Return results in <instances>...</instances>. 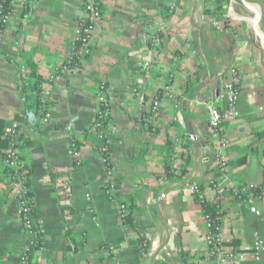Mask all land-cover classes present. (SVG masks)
Returning <instances> with one entry per match:
<instances>
[{
	"label": "crops",
	"instance_id": "obj_1",
	"mask_svg": "<svg viewBox=\"0 0 264 264\" xmlns=\"http://www.w3.org/2000/svg\"><path fill=\"white\" fill-rule=\"evenodd\" d=\"M30 1L27 17L23 9L14 12L0 46V264H18L31 240L3 168L1 133L25 108L23 88L34 78L49 117L44 124L19 122L17 149L41 232L35 264H212L191 188L220 186L223 176L222 194L212 187L207 194L220 207L223 242L244 254L236 264H253L258 239L264 264V204L240 203L228 190L264 183V0H102L91 57L77 71L60 73L83 0ZM218 13L229 22L224 33L212 26ZM232 66L240 79L239 116L223 125L229 145L222 175L203 104ZM100 81L111 105L109 180L131 214L125 229L102 190L108 179L98 153L102 140L86 133ZM168 83L173 100L163 91ZM154 94L162 107L149 132L141 119Z\"/></svg>",
	"mask_w": 264,
	"mask_h": 264
},
{
	"label": "built area",
	"instance_id": "obj_2",
	"mask_svg": "<svg viewBox=\"0 0 264 264\" xmlns=\"http://www.w3.org/2000/svg\"><path fill=\"white\" fill-rule=\"evenodd\" d=\"M26 0H1L0 1V46L3 39L4 31L10 22L14 12L17 9H22ZM217 6L213 10H217ZM216 12V11H215ZM102 15V0H83L82 12L80 16L74 20L73 25V40L69 46V53L64 63L55 70V72H68L71 70L77 71L86 59L91 57L93 52V38L96 26ZM228 21L226 15L219 14L213 19L212 26L218 33H224L228 28L225 27V22ZM156 41V40H155ZM150 62L146 61L142 65V69L147 71L150 69ZM23 72V71H22ZM23 76V75H22ZM172 78V74L169 75ZM239 75L235 66L230 67L226 72V79L217 95L213 100L203 104L204 112L207 118L208 134L215 148L214 161L222 175L227 171L228 164L222 152L228 147L229 141L226 139L223 132V125L227 122L235 120L239 116L237 109L240 98ZM169 83L163 88L168 99L173 100V96L169 92ZM96 111L92 124L87 129V134L98 137L102 140L101 146L98 148L101 163L104 166L106 177L108 178L103 186V193L106 198L116 204L119 216V222L122 228L127 226L126 218L130 215L129 207L119 202L118 191L115 183L109 178L112 175L111 159L108 153V141L111 136L106 132V123L111 113V105L107 96L106 83L100 81L96 88L95 94ZM162 107V96L154 94L151 99L150 106L146 113L142 116L141 124L144 130L154 132L156 130L153 119ZM49 115L42 119L44 124ZM20 132V124L11 122L2 130L1 137L6 141L7 146L3 151L2 163L3 168L8 173L9 181L12 183V196L17 205V214L20 220L23 233L31 240L29 244L18 256V264H28V253L40 239V227L34 217L33 200L29 186L28 170L18 153L17 137ZM70 155L75 160V165L80 164V153L74 145L70 146ZM220 186L216 183L209 182L204 186L193 185L192 195L195 201L201 206L203 203H208L207 194L210 192V187L217 189L218 196L222 194V184L225 179L222 177ZM233 199L240 203H244L247 198L258 203L264 204V186L254 183L245 184L238 187L229 186ZM249 194V197H245ZM203 227L205 234L203 237L206 246L207 254L211 259L212 264H236L242 262L245 258L242 252H239L234 247L225 245L221 236V217L212 216L209 213L202 211ZM114 253L113 248L109 254ZM251 255L253 264H261L262 248L258 239H255L251 247ZM116 260V258H115ZM119 264V263H115Z\"/></svg>",
	"mask_w": 264,
	"mask_h": 264
},
{
	"label": "trees",
	"instance_id": "obj_3",
	"mask_svg": "<svg viewBox=\"0 0 264 264\" xmlns=\"http://www.w3.org/2000/svg\"><path fill=\"white\" fill-rule=\"evenodd\" d=\"M30 5H31V1L26 0V2L23 5V8H22L23 10L21 11L22 18H25L29 15ZM224 24H225L226 28H229V22L228 21H226ZM39 83H40L39 80H37L36 78H34L31 81L29 79L28 85L25 88H23V92L27 91L29 93V97L26 98L27 101L25 102V108L23 109V111H21L19 113V115H17L15 117V121L17 123L21 122L22 120H25V121L30 123V118H33V120L40 121L42 123V119L45 118V116L48 114L47 113L48 109L43 107V105L41 104V92H40V89L38 88ZM1 127H2V124H1L0 128ZM4 142L6 143L5 140H4ZM181 168L183 169V166H181ZM9 183L12 185V183L10 181H9ZM259 185L264 186V183H259ZM230 194H231V192H230ZM245 197L246 198L249 197V194H246ZM200 207H201L202 211L209 213L213 217L214 216L221 217L220 210H219L220 207L216 202L203 203ZM130 222H131V214L126 218V224L129 225ZM39 237H40V234H39ZM39 240H38L37 244L34 247H32L30 252L28 253V264H35V260L33 258V255H34V252L40 246ZM104 251H105V253H107L108 249L105 248Z\"/></svg>",
	"mask_w": 264,
	"mask_h": 264
},
{
	"label": "rangeland",
	"instance_id": "obj_4",
	"mask_svg": "<svg viewBox=\"0 0 264 264\" xmlns=\"http://www.w3.org/2000/svg\"><path fill=\"white\" fill-rule=\"evenodd\" d=\"M4 35V34H3Z\"/></svg>",
	"mask_w": 264,
	"mask_h": 264
},
{
	"label": "water",
	"instance_id": "obj_5",
	"mask_svg": "<svg viewBox=\"0 0 264 264\" xmlns=\"http://www.w3.org/2000/svg\"><path fill=\"white\" fill-rule=\"evenodd\" d=\"M217 95V94H216Z\"/></svg>",
	"mask_w": 264,
	"mask_h": 264
}]
</instances>
